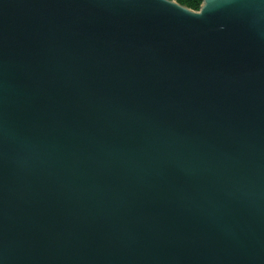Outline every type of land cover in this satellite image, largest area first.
Segmentation results:
<instances>
[{"label":"water","instance_id":"water-1","mask_svg":"<svg viewBox=\"0 0 264 264\" xmlns=\"http://www.w3.org/2000/svg\"><path fill=\"white\" fill-rule=\"evenodd\" d=\"M0 264H264V0H0Z\"/></svg>","mask_w":264,"mask_h":264},{"label":"trees","instance_id":"trees-1","mask_svg":"<svg viewBox=\"0 0 264 264\" xmlns=\"http://www.w3.org/2000/svg\"><path fill=\"white\" fill-rule=\"evenodd\" d=\"M172 1V0H170ZM181 5L188 7L194 11H199L202 5V0H179Z\"/></svg>","mask_w":264,"mask_h":264},{"label":"snow or ice","instance_id":"snow-or-ice-1","mask_svg":"<svg viewBox=\"0 0 264 264\" xmlns=\"http://www.w3.org/2000/svg\"><path fill=\"white\" fill-rule=\"evenodd\" d=\"M172 2H173V3H177V2H179V0H172Z\"/></svg>","mask_w":264,"mask_h":264}]
</instances>
